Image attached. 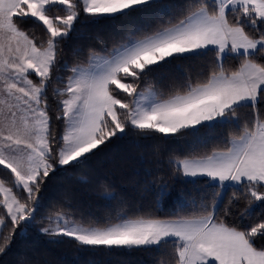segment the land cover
<instances>
[{"label":"snow or ice","instance_id":"6c2138e0","mask_svg":"<svg viewBox=\"0 0 264 264\" xmlns=\"http://www.w3.org/2000/svg\"><path fill=\"white\" fill-rule=\"evenodd\" d=\"M57 248L264 264V0H0V264Z\"/></svg>","mask_w":264,"mask_h":264},{"label":"trees","instance_id":"16d2710c","mask_svg":"<svg viewBox=\"0 0 264 264\" xmlns=\"http://www.w3.org/2000/svg\"><path fill=\"white\" fill-rule=\"evenodd\" d=\"M134 164V160L126 162L130 169ZM53 256L67 257L72 264H146V258L140 254L80 252L75 248L53 249Z\"/></svg>","mask_w":264,"mask_h":264}]
</instances>
